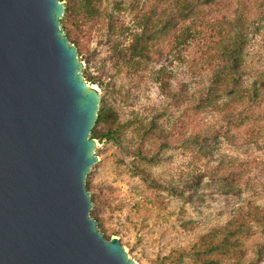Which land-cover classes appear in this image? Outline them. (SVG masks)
Listing matches in <instances>:
<instances>
[{
    "label": "rangeland",
    "instance_id": "374dc122",
    "mask_svg": "<svg viewBox=\"0 0 264 264\" xmlns=\"http://www.w3.org/2000/svg\"><path fill=\"white\" fill-rule=\"evenodd\" d=\"M60 1L67 5V0ZM122 1L134 2L137 9L120 13L115 4ZM102 7L106 12L103 8L89 23L81 21V25L63 27L69 42L77 48L85 80L99 92V110L101 101L106 110L117 108L119 101L124 112L121 121L133 119L134 104L136 112L143 117L148 114L145 112L148 106L155 105L156 111L164 110V101L159 97L157 86L151 85L148 73L135 88L138 79L130 77L128 69L116 72L110 50L111 44L121 38L113 27L133 24L137 12L141 11L152 12L154 20L158 19L164 7L162 1L105 0ZM245 8L251 12L252 21L245 55V78L251 82L264 74V0H218L216 4L202 7V18L192 24L194 33L184 53V64L177 70L173 91L177 97L170 102L166 113L163 112L164 117L170 114L173 117L168 129L173 136L171 147L161 154L164 160L154 169L155 175L164 182L183 186L188 175L218 166L221 159L225 160L227 169L231 165L235 169L245 165L247 172L239 196L206 194L205 200L199 203L188 191L184 198L169 191H157L129 170L130 161L116 143L100 135L94 136L91 131V138L98 142L99 158L86 178V189L93 204L91 214H98L96 219L91 217L97 221L98 231L104 238H118L129 257L138 264H152L158 255L167 256L173 251L185 252L207 229L221 227L230 220L239 205L252 202L264 210V120L259 117L264 113V93L259 106L253 109L254 117L241 127L226 128L225 132L220 129L225 125L222 113L192 109V102L209 84L212 73L209 58L230 29L229 22L234 15L244 12ZM72 37L76 40L73 43ZM128 89L133 95L125 98ZM108 128L102 125L99 134ZM215 130L224 135L216 139ZM200 133H208L217 140L213 161L187 150V138ZM261 244H264V232L256 228L244 241L246 262L256 260ZM253 264H264V260Z\"/></svg>",
    "mask_w": 264,
    "mask_h": 264
},
{
    "label": "water",
    "instance_id": "95a60500",
    "mask_svg": "<svg viewBox=\"0 0 264 264\" xmlns=\"http://www.w3.org/2000/svg\"><path fill=\"white\" fill-rule=\"evenodd\" d=\"M60 0H0V264H138L91 217L100 95Z\"/></svg>",
    "mask_w": 264,
    "mask_h": 264
},
{
    "label": "trees",
    "instance_id": "16d2710c",
    "mask_svg": "<svg viewBox=\"0 0 264 264\" xmlns=\"http://www.w3.org/2000/svg\"><path fill=\"white\" fill-rule=\"evenodd\" d=\"M104 1L67 0L63 27L66 28L68 24L78 26L82 22L89 23L94 20L104 8ZM161 1L164 7L158 19L154 20L152 12L145 14L141 11L137 12L133 24L111 26L110 29L113 27L117 30L121 38L111 44L110 50L116 72L128 69L130 77L138 79L135 88L142 76L148 73L151 85L157 86L159 97L164 101V110L156 111L155 105L148 106L145 109L148 114L143 117L136 112L134 104L133 110H130L133 119L121 121L124 112L121 111L119 101L117 108L110 107L107 110L101 101V109L92 134L116 143L130 161L129 170L157 191H169L179 198H184L188 191L189 195H195L193 199L199 203L205 200L206 194L239 196L247 172L243 167L245 165L237 169L231 165L227 169L224 159L219 161L218 166L194 171L188 175L183 186L180 183L173 185L164 182L154 173V169L164 160L161 154L171 147L173 136L168 133V129L173 117L172 114L164 117L163 112L177 97L173 94L174 81L177 70L184 64V53L194 33L192 24L202 18V7L216 4L218 0ZM115 6L122 14L137 9L134 2L122 1ZM103 12H106L105 8ZM250 14L249 9L245 8L244 12L234 15L229 22L230 29L223 34L211 56L212 59L209 58L208 61L212 66L209 84L199 93L198 99L192 102L194 110L208 109L222 113L225 125L220 129L224 132L231 126L241 127L253 118V109L259 106L264 93V74H260L251 82L245 78V55L252 24ZM72 40V43L76 41L75 37H72ZM114 86L113 89L119 95ZM126 93L125 98L133 95L130 89ZM259 115L260 119L264 120V113ZM102 125H108L109 128L99 134ZM214 133L216 139L221 134L220 130H215ZM215 138L210 137L208 133L194 134L186 140L187 150L213 161L216 149L214 143L217 141ZM91 215L95 219L98 217L96 212ZM256 228H262L264 232L263 208L252 202L244 206L239 205L233 210L230 220L221 227L207 229L188 250L173 251L167 256L158 255L152 264H253L262 261L264 244L256 251V260L245 261L244 241Z\"/></svg>",
    "mask_w": 264,
    "mask_h": 264
}]
</instances>
